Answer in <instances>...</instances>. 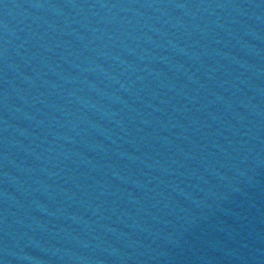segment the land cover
Masks as SVG:
<instances>
[{
	"label": "water",
	"instance_id": "1",
	"mask_svg": "<svg viewBox=\"0 0 264 264\" xmlns=\"http://www.w3.org/2000/svg\"><path fill=\"white\" fill-rule=\"evenodd\" d=\"M0 264H264V0H0Z\"/></svg>",
	"mask_w": 264,
	"mask_h": 264
}]
</instances>
